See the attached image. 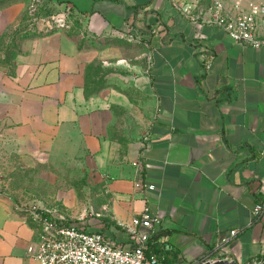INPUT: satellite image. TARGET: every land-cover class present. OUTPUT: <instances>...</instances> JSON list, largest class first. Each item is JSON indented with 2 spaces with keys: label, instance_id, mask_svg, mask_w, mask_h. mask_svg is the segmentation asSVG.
<instances>
[{
  "label": "crops",
  "instance_id": "1",
  "mask_svg": "<svg viewBox=\"0 0 264 264\" xmlns=\"http://www.w3.org/2000/svg\"><path fill=\"white\" fill-rule=\"evenodd\" d=\"M179 1L205 16L212 4ZM69 2L84 39L50 28L11 63L0 51V148L82 156L111 192L106 234L127 245L120 223L145 208L162 216L150 245L162 264L264 255V212L252 215L264 201V47L171 0ZM23 10L0 9V45ZM36 236L29 212L0 195V264H37L26 249Z\"/></svg>",
  "mask_w": 264,
  "mask_h": 264
},
{
  "label": "built area",
  "instance_id": "2",
  "mask_svg": "<svg viewBox=\"0 0 264 264\" xmlns=\"http://www.w3.org/2000/svg\"><path fill=\"white\" fill-rule=\"evenodd\" d=\"M191 21L220 27L232 40L254 48L264 47V0H212L205 16L197 13L187 2L171 0ZM68 11L58 13L57 24L69 26ZM210 67V61L206 65ZM150 189L154 186L150 185ZM264 212V201L257 202L252 215ZM29 215L37 231L35 240L27 247V254L37 264H162L163 254L150 250L161 231L162 216L145 208L130 223H120L128 244L117 241L100 230L89 229L85 221H69L51 211L33 207ZM238 233L230 231L217 244L220 247ZM164 249H172L170 243ZM229 261V260H228ZM219 258L203 256L187 264H221ZM245 264H264V255L255 256Z\"/></svg>",
  "mask_w": 264,
  "mask_h": 264
},
{
  "label": "rangeland",
  "instance_id": "3",
  "mask_svg": "<svg viewBox=\"0 0 264 264\" xmlns=\"http://www.w3.org/2000/svg\"><path fill=\"white\" fill-rule=\"evenodd\" d=\"M14 3H23L24 10L0 45L5 55L2 62L11 63L18 53L27 50L34 36L46 29L62 28L70 36L85 38V27L69 0H0V9ZM63 11L69 13L66 19L69 26L63 23L60 26L53 18ZM0 195L24 211L42 208L69 221H85L92 230L108 232L112 225L106 222L112 216L109 209L112 196L107 183L91 179L83 157L75 151L39 162L0 148Z\"/></svg>",
  "mask_w": 264,
  "mask_h": 264
},
{
  "label": "trees",
  "instance_id": "4",
  "mask_svg": "<svg viewBox=\"0 0 264 264\" xmlns=\"http://www.w3.org/2000/svg\"><path fill=\"white\" fill-rule=\"evenodd\" d=\"M154 240H155V237H154Z\"/></svg>",
  "mask_w": 264,
  "mask_h": 264
}]
</instances>
